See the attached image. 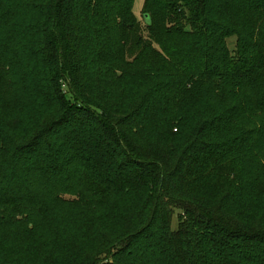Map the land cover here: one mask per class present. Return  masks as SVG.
Instances as JSON below:
<instances>
[{
	"label": "trees",
	"instance_id": "1",
	"mask_svg": "<svg viewBox=\"0 0 264 264\" xmlns=\"http://www.w3.org/2000/svg\"><path fill=\"white\" fill-rule=\"evenodd\" d=\"M34 1L20 35L36 57L25 51L23 63L0 0L8 99L31 84L49 107L24 127L15 154L29 168L0 202V225L23 196L46 217L42 187L59 188L79 219L135 197L147 205L136 228L94 230L112 260L81 264H264V0H144L152 42L138 34L135 0ZM146 118L163 122L156 139L140 137Z\"/></svg>",
	"mask_w": 264,
	"mask_h": 264
},
{
	"label": "rangeland",
	"instance_id": "2",
	"mask_svg": "<svg viewBox=\"0 0 264 264\" xmlns=\"http://www.w3.org/2000/svg\"><path fill=\"white\" fill-rule=\"evenodd\" d=\"M6 1L7 3L10 2L11 5L7 6H10L9 12L11 13L7 24L13 30L15 29L21 42L25 41V50L19 53L21 59H23L21 62H26L29 56L36 57V53L34 52L35 48L27 43V38L20 35V28L28 26V33H30L29 23H32L34 20V14H25V7L31 9L30 2L34 0ZM27 1H30L29 4ZM143 1H134L133 12L138 23V34L142 39L152 42L146 28L145 16L142 13ZM26 21L28 22L26 23ZM235 41V37H230L226 41L231 51L235 48ZM154 47L157 48V46ZM25 51L28 52V57H26ZM41 68H43L42 65ZM12 76V68L6 63L1 64L0 62L1 203L10 199L11 194L8 193V190L11 191L10 187H12V184L14 186V183L11 181L25 176L27 168H29V162L15 154L16 147L20 143L28 142L30 139L27 133L23 135L24 127L32 123V126H35L38 112L49 109V107L46 108V105L41 104L39 100H35L30 96L36 93V90L31 88V84L28 85L30 90L26 94L14 95V98L8 99L10 95L7 92L11 94V86L8 85V81L12 82ZM24 79L26 82L31 81V74L27 73ZM159 111L163 110L159 109ZM142 124L145 125H141L142 127L139 129L145 128V131L140 133V137L147 139H156V127L158 125L163 126L162 121L148 118ZM173 132H175L174 129ZM30 179L29 177L28 181ZM217 179L211 182L220 185ZM33 187L35 189V186ZM41 189L43 191L39 188V190H35L33 193L34 196L36 193L41 196L37 202L44 199L43 204L46 206L43 210L46 217L40 216L36 210L26 211L24 204L30 203L28 202L29 200H26L25 196L20 200L21 204H17L14 208H11V201L3 207L6 215L3 217L0 225V264H81L86 259H89L88 254L90 256L92 254L97 255L98 261H103V263L109 262L113 256L111 254H100L105 250V245L103 244L105 242L104 240L102 242L99 240L95 231L98 233L103 232L105 236H109L112 232L119 231L123 227V224L127 223L132 225V229H134L137 227L135 216L141 210L146 211L147 206L135 197H115L101 212L99 211L95 215H85V219H79V217H76L71 212L72 207L69 209L67 205L60 206V202L57 201L58 199L53 197V194L57 193L59 188L51 189L50 191H46L44 187ZM3 190L5 191L3 194L8 193L5 194V198L2 194ZM58 198L67 202L77 199L75 195L68 193H60ZM247 203H250L249 199H247ZM133 206L137 207L134 214ZM177 216V212H175L171 223L172 229H176L177 227ZM41 218H46L49 221L39 222ZM97 239L100 241V244ZM205 262L206 264L212 263L208 256L205 258Z\"/></svg>",
	"mask_w": 264,
	"mask_h": 264
}]
</instances>
